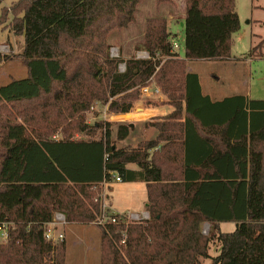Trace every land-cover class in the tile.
Returning <instances> with one entry per match:
<instances>
[{"label": "trees", "instance_id": "trees-1", "mask_svg": "<svg viewBox=\"0 0 264 264\" xmlns=\"http://www.w3.org/2000/svg\"><path fill=\"white\" fill-rule=\"evenodd\" d=\"M140 2L16 0L0 9V25L10 16L23 37L14 58L26 68L24 77L0 84V221L13 222L0 264H70L64 241L45 239V225L56 212L66 223H93L101 211L93 189L115 177L146 183L150 217L100 225L98 264H264V100L236 94L214 101L185 70L188 59L230 56L240 25L235 0H184L183 57L163 17L145 20L149 58L111 57L109 34L134 21ZM261 44L248 56H261ZM153 79L173 106L151 117L158 118L149 124L153 139L117 147L128 124L113 133L110 122H86L93 102L129 113ZM223 222L234 229L223 231Z\"/></svg>", "mask_w": 264, "mask_h": 264}, {"label": "rangeland", "instance_id": "rangeland-1", "mask_svg": "<svg viewBox=\"0 0 264 264\" xmlns=\"http://www.w3.org/2000/svg\"><path fill=\"white\" fill-rule=\"evenodd\" d=\"M15 1L3 0L0 3V9L9 7ZM142 5L143 11L149 14L152 12L150 16L153 17L159 16V14H167L168 12L172 13L173 20L167 22L168 29L172 35V44L177 45L174 51L177 50L179 56L183 57L184 30L181 22L184 16V0L161 2V4L156 3L155 0H143ZM235 10L239 17L240 25L239 29L232 35L230 56L225 60L188 59L186 60L185 70L195 72L199 77L203 92L211 94L213 97L247 94L250 99L264 100V0H235ZM145 18L139 16L138 6L135 22L129 24L128 28L115 29L109 34L107 43L110 47L109 54L111 57L129 58L143 54L145 51L143 46ZM8 21L0 25V84H5L11 79L22 78L26 75V68L17 60L18 58H14L22 50L23 37L13 30ZM259 42L262 43L259 49V55L261 54V56H248L250 48ZM121 65L119 64L120 70L122 68ZM151 81L158 86L154 79ZM167 101L168 98L162 90H160V93L144 97L139 92L137 100L132 103L131 111L126 113L129 117L126 114L109 113L107 104L93 102L85 113V119L89 125L97 122H110L113 133L116 131L118 124H131L129 125L128 140L125 143L135 146L140 141L150 140L151 137H155L157 134V130L153 129L149 124L158 118L139 120L138 116H145L140 115L144 113H141V108H162L165 105H170L169 103L167 104ZM170 106L169 109L173 110V106ZM97 133L98 130L93 136H97ZM52 137L58 139L61 134L56 133ZM73 137L88 138L86 134L80 133H75ZM116 146L121 147V141H116ZM130 187L128 184L118 183L113 180L109 183L97 185L93 191L95 199H99L102 209H107L108 214H112L113 211L121 213L128 211L140 212L143 209L142 204L145 195L135 186H133V190ZM108 203L111 204V207ZM135 223L137 222H130L129 224ZM67 224L58 225L56 233L53 232L55 235L58 232L63 234L62 241H64L65 246L64 261L70 264H98L101 256L100 227L102 225L97 224L95 220L93 223L72 226V231H70ZM234 226L232 222H225L221 225V229L223 231L233 230ZM204 227L207 228L206 233L202 234L207 235L209 223H202L201 232ZM122 230H125V235H127L126 229ZM122 230L121 243L117 241V244L121 246L120 249H122L123 245ZM218 249V245H212L209 253L214 255L218 252ZM203 264H210V261L203 260Z\"/></svg>", "mask_w": 264, "mask_h": 264}, {"label": "built area", "instance_id": "built-area-1", "mask_svg": "<svg viewBox=\"0 0 264 264\" xmlns=\"http://www.w3.org/2000/svg\"><path fill=\"white\" fill-rule=\"evenodd\" d=\"M177 45L172 44V49L174 50ZM112 53V52H111ZM136 58H149V55L146 51L143 52V54H138ZM123 65V66H122ZM121 65V71L124 70V64ZM141 95L144 96H150L151 94H157L160 93V88L153 84V81H149L145 85H143L140 88ZM115 181H120L119 177L114 178ZM102 206L105 207V205L102 204ZM107 209L101 207L100 215L97 217L96 221L99 225H104L105 223H112L117 224L119 222L124 223V225L129 224L130 222H145L149 219L150 215L147 210H143L140 212H115L113 211L112 214H108ZM105 220V221H104ZM66 223L65 216L61 212L54 213L53 219L51 222L47 223L44 228V237L46 240L51 241L53 244H56L59 241L63 240V234L62 232H58L56 235L53 234L57 231L58 225H63ZM13 226V222H7V221H0V242H5L9 236V229ZM207 227V226H206ZM206 229L202 230L201 233H206ZM126 235L125 230H122V243L125 241Z\"/></svg>", "mask_w": 264, "mask_h": 264}, {"label": "crops", "instance_id": "crops-1", "mask_svg": "<svg viewBox=\"0 0 264 264\" xmlns=\"http://www.w3.org/2000/svg\"><path fill=\"white\" fill-rule=\"evenodd\" d=\"M143 1V0H142ZM142 1L137 5V8H138V6H139V16H141V17H146L145 18V20L147 19V18H149V17H153V16H150V14L152 13H148V12H144L143 11V5H142ZM171 2H173V0H171ZM162 3H164V2H162ZM167 3V2H166ZM161 4V3H160ZM184 9H185V3H184ZM137 8H136V10H135V14H134V16H135V19H134V21L133 22H135V20H136V13H137ZM148 13V14H147ZM157 13V12H156ZM158 14V13H157ZM155 17H163V18H165L166 20H167V22H170V20H173V16H172V13L171 12H168L167 14H159V16H155ZM183 18H184V16H183ZM145 20H144V22H145ZM182 22H183V20H182ZM132 23V22H131ZM130 23V24H131ZM129 26V25H128ZM183 26V25H182ZM125 28H128V27H125ZM127 30V29H126ZM175 52H177V50L175 51ZM178 53V52H177ZM180 57V56H179ZM189 71V70H188ZM200 82V81H199ZM200 86H201V83H200ZM201 90H202V86H201ZM202 92H203V90H202ZM203 94H205V95H208V96H210V98L212 99V100H214V101H216V100H220V99H222V98H224V97H227V96H232V95H236V94H231V95H227V96H223V97H213V96H211V94H207V93H204L203 92ZM242 95H245V96H247L248 97V95L247 94H242ZM169 107H171L170 105H165V106H163L162 108H158V107H155V108H141V113H143V114H140V115H145V116H138L137 118L139 119V120H141V119H144V118H151V117H154V116H164L165 114H166V112H171V110L169 109ZM123 114H125V113H123ZM147 114V115H146ZM126 116H128V114H126ZM129 117V116H128ZM137 119V120H138ZM129 125H131V124H129ZM153 129H155L154 127H152ZM156 134V133H155ZM154 138V136L153 137H151L150 139H153ZM127 140H128V136L124 139V140H122L121 141V147H124V146H127V145H130V144H127V143H125V142H127ZM144 140V139H143ZM163 142H161L160 144H162ZM131 146V145H130ZM127 167L128 168H130V169H137V166L135 165V164H127ZM115 182H118V183H125V184H128V185H130L131 187L130 188H132L131 190H133L134 188H133V186H135L141 193H143L144 195H145V199H144V202H143V204H142V206H143V209L141 210V211H143V210H146V206H147V187H146V183L145 182H142V181H132V182H123V181H115ZM104 184V183H103ZM100 185H102V183L100 184ZM109 205H110V207H111V204L110 203H108ZM223 223H225V222H223ZM223 223H220V227H221V225L223 224ZM78 224H83V223H76V222H72V223H68L67 225V227H68V230H70V231H72L71 230V228H72V226H75V225H78ZM81 228V227H80ZM76 231V230H75ZM228 231H230V230H228ZM73 233H74V231H73ZM75 234H76V232H75Z\"/></svg>", "mask_w": 264, "mask_h": 264}, {"label": "water", "instance_id": "water-1", "mask_svg": "<svg viewBox=\"0 0 264 264\" xmlns=\"http://www.w3.org/2000/svg\"><path fill=\"white\" fill-rule=\"evenodd\" d=\"M181 25H183V22H181Z\"/></svg>", "mask_w": 264, "mask_h": 264}]
</instances>
